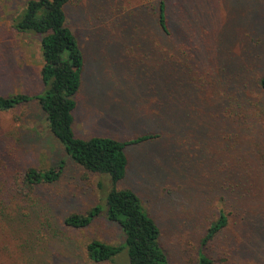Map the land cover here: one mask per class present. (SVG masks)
Listing matches in <instances>:
<instances>
[{
	"label": "rangeland",
	"instance_id": "374dc122",
	"mask_svg": "<svg viewBox=\"0 0 264 264\" xmlns=\"http://www.w3.org/2000/svg\"><path fill=\"white\" fill-rule=\"evenodd\" d=\"M247 1L167 0L168 39L156 38V0L66 8L85 56L74 135L158 136L125 148L118 188L138 195L170 264H197L199 254L210 264H264V114L254 116L264 109V0ZM24 2L0 0V96L42 90L39 41L11 27ZM251 22L263 29L252 34ZM237 106L246 119L233 116ZM61 161L56 183L20 195L24 169ZM98 184L108 180L72 163L35 102L0 113V264H94L89 241L121 243L104 217L82 230L63 224L102 205ZM219 211L227 226L201 246Z\"/></svg>",
	"mask_w": 264,
	"mask_h": 264
},
{
	"label": "trees",
	"instance_id": "16d2710c",
	"mask_svg": "<svg viewBox=\"0 0 264 264\" xmlns=\"http://www.w3.org/2000/svg\"><path fill=\"white\" fill-rule=\"evenodd\" d=\"M154 24L157 39L171 37L167 19V0H156ZM70 0H25L22 9L13 17L11 27L21 35L31 36L39 41L42 66L39 72L42 90L35 95L14 93L0 96V113L14 110L35 102L43 112L50 134L62 145L72 163L89 173L104 176L108 180L101 191L102 205H96L84 214L73 213L66 216L63 224L70 230L90 227L97 219L119 228L122 242L116 245L93 239L84 250L88 260L94 264H170L167 254L160 245V230L143 206L140 198L130 189H120L118 185L126 176L128 160L125 148L155 139L156 134L137 135L128 141H120L103 136L88 139L76 138L72 129L76 108V97L82 86L85 56L76 35L67 25V11ZM250 4L238 0L239 5ZM248 6V5H247ZM257 16L256 22L259 21ZM252 19V17H251ZM250 19V21H251ZM262 24L249 25L252 34L261 30ZM263 29V27H262ZM258 85L264 92V77ZM246 103V102H245ZM244 103V104H245ZM262 104V102H261ZM261 105H256L254 116L258 117ZM245 111L236 107L233 116L246 119ZM262 114V115H263ZM247 122V120H246ZM64 168V161L54 168L37 170L24 169L18 191L21 196H29L40 185L56 183ZM228 224V218L219 211L216 220L209 226L201 241V246L211 242ZM119 262V264H121ZM211 262L199 254L197 264Z\"/></svg>",
	"mask_w": 264,
	"mask_h": 264
}]
</instances>
